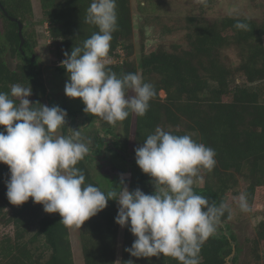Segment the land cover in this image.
Returning <instances> with one entry per match:
<instances>
[{"label":"trees","instance_id":"1","mask_svg":"<svg viewBox=\"0 0 264 264\" xmlns=\"http://www.w3.org/2000/svg\"><path fill=\"white\" fill-rule=\"evenodd\" d=\"M39 1L52 39L51 54L57 63L65 59V52L70 55L73 47L82 46L87 38L98 31L95 25L85 22L91 0ZM116 2L118 27L112 34L106 57L112 62L107 64V68L118 76L139 73L144 82L154 86L156 95L149 102L145 116L130 114L121 122L123 138L114 135L106 139L95 134L89 146L91 152L88 153L91 157L100 156L102 147H111L114 141L119 150L126 152L131 137L140 146L158 126L175 135L194 133L197 143L215 150L217 161L211 171L202 170V186L193 187L194 192L217 205L221 202L227 205L228 194L239 196L246 193L251 210L263 206L264 17L255 20L244 16H225L207 20L189 16L184 20L186 47L180 44H173L170 48L160 46L148 53L140 48L136 59L133 57L129 0ZM0 4L6 12L5 15L0 9V16L8 25L4 41L0 40V92H10L13 84L31 87L32 94L28 99L33 104L46 105L49 96L43 73L33 58L36 40L33 36L26 37L23 32L24 44L20 46L18 25L10 20L14 18L22 23L32 13L31 0H0ZM238 21L247 23L248 30L235 28ZM229 48L237 51L239 63L236 66L225 63L222 51ZM7 52L11 58L19 60L13 69L5 60ZM55 70L59 75L67 73L61 65L56 66ZM238 80L241 82L237 83ZM39 104L34 107L39 108ZM66 112V125L61 127L63 136H69L71 125V114ZM0 130H3L2 126ZM91 157L86 155L77 167L84 172L86 183L99 187L87 164ZM121 172H125V168H121ZM9 178L8 166L0 163V220L8 226L12 225L13 229L11 236L0 241V264H74L70 226L59 223L61 217L58 213L39 216L37 210L42 204L37 205V210L34 209L35 203L31 198L21 205L12 204L6 196L5 182ZM119 181L118 175L112 178L108 190H119L114 185ZM128 188L130 191L139 188L146 194L154 193L151 178L141 169L130 171ZM117 212V202L109 200L104 210L78 228L84 264H127L129 260L134 264H179L177 260L162 255L159 258L132 257L125 249L131 247L136 237L128 227L122 229L118 259L120 225L115 223ZM229 217L230 212L226 211L221 223H225ZM32 226L36 231L27 238ZM224 228L221 225L217 227ZM234 244L233 234L216 231L201 248L200 264H227L232 246L234 255L229 262L236 264L235 254L239 249ZM249 250L250 264H264V219L255 228Z\"/></svg>","mask_w":264,"mask_h":264},{"label":"clouds","instance_id":"2","mask_svg":"<svg viewBox=\"0 0 264 264\" xmlns=\"http://www.w3.org/2000/svg\"><path fill=\"white\" fill-rule=\"evenodd\" d=\"M116 9V0H91L85 22L98 31L82 46L73 47L70 55L65 52L61 61L68 75L65 95L79 98L85 113L113 126L130 114L145 116L156 95L154 86L139 73L118 76L107 68L112 34L118 27ZM234 27L248 30L249 25L238 21ZM31 94V87L20 84L0 92V163L10 172L5 182L8 200L21 205L31 198L46 213H58L59 223L78 228L114 200L118 204L115 223L128 227L136 237L125 249L132 257L162 255L179 264H200L203 244L217 231L225 212H230L225 203H209L193 189L197 180L203 183L202 170L215 167V150L188 134L175 135L158 126L134 150L135 162L151 178L154 193L130 191L125 174L114 184L119 190L102 191L86 183L77 167L89 152L80 133L55 135L66 125V110L33 104L28 99ZM37 104L39 108L34 107ZM237 204L241 212L251 211L246 193L238 196Z\"/></svg>","mask_w":264,"mask_h":264},{"label":"rangeland","instance_id":"3","mask_svg":"<svg viewBox=\"0 0 264 264\" xmlns=\"http://www.w3.org/2000/svg\"><path fill=\"white\" fill-rule=\"evenodd\" d=\"M133 23V43L134 58L139 57V49L144 48L146 53L157 49L160 46L170 48L173 44H180L186 47L184 42V34L187 32L185 26V18L189 16L202 17L207 20L219 19L225 16H244L247 18L260 20L264 17V0H129ZM32 13L26 16L23 24L22 34L26 37L34 38L36 45L33 47V57L39 63L44 83L49 98L46 100V106L51 103L52 106L58 105L60 108L66 109L71 115L69 121V136H74L75 132L80 133L81 142L92 144L94 135L99 134L106 139L113 138L117 135L119 139L123 138L121 130V122H117L114 126L109 125L99 116H94L83 111L85 105L79 98H69L65 95V83L68 80L67 73L61 75L55 70V67L61 65L57 63L51 54L52 39L49 36L48 25L46 24L41 11L40 1L31 0ZM8 30L7 23L0 16V40L4 41L5 33ZM23 34V36H24ZM228 65L236 66L239 63L237 51L234 48L222 51ZM123 56V55H122ZM5 60L7 65L13 69L19 62L18 59L11 58L6 53ZM241 82L240 80L237 83ZM132 93H129L131 95ZM162 97L164 95H161ZM50 99V101H49ZM133 125V124H132ZM55 135H62L61 128L57 130ZM193 140H197L194 133L188 134ZM113 140V139H112ZM115 143V141H114ZM112 146H103L100 156L91 157L87 164L92 174V178L103 191H108L110 180L117 175L125 174L128 187L131 170H140L135 161L130 164L125 161L124 157L116 155L115 151L117 143ZM117 145V146H116ZM139 147L132 140H128L126 145V156H135L134 150ZM112 148V149H111ZM91 152V151H89ZM134 162V163H133ZM121 168H125V172H121ZM202 183L198 180L193 187H200ZM243 187H241L242 190ZM238 196H227V205L230 209V217L225 223H221L224 229H217V232H223L226 235L233 234L235 244L239 252L235 254L236 264H250L251 253L249 250L250 241L255 237V228L257 224L264 219V205L250 212H241L237 204ZM38 204H33V208L37 210ZM38 215L42 216L46 213L43 205L38 210ZM5 222V221H4ZM0 220V241L12 235V225L8 226ZM120 226L119 245L117 247V258L120 257L121 249V233ZM36 231L32 226L29 236ZM78 227L70 226V241L73 251L74 264H84L81 254V248L78 241ZM36 245V244H34ZM118 264V262H117Z\"/></svg>","mask_w":264,"mask_h":264},{"label":"water","instance_id":"4","mask_svg":"<svg viewBox=\"0 0 264 264\" xmlns=\"http://www.w3.org/2000/svg\"><path fill=\"white\" fill-rule=\"evenodd\" d=\"M0 9L4 12V14L6 15V12L4 11L3 7L0 4ZM11 21L16 22L18 25V36L20 38V46H22L24 44V37L22 35V29H23V24L20 23L18 20L14 19V18H10ZM34 58V57H33ZM119 153L125 158L126 161L130 162V161H135V156H126L123 152L119 151ZM234 255V247L232 246V253L231 255L227 258V264H230L229 259L232 258V256Z\"/></svg>","mask_w":264,"mask_h":264},{"label":"built area","instance_id":"5","mask_svg":"<svg viewBox=\"0 0 264 264\" xmlns=\"http://www.w3.org/2000/svg\"><path fill=\"white\" fill-rule=\"evenodd\" d=\"M118 53H119L120 55H122L121 51H118ZM106 60H107V64H110V63L112 62L111 59L106 58Z\"/></svg>","mask_w":264,"mask_h":264},{"label":"flooded vegetation","instance_id":"6","mask_svg":"<svg viewBox=\"0 0 264 264\" xmlns=\"http://www.w3.org/2000/svg\"><path fill=\"white\" fill-rule=\"evenodd\" d=\"M117 153H119V151H116ZM120 154V153H119ZM121 155V154H120Z\"/></svg>","mask_w":264,"mask_h":264}]
</instances>
